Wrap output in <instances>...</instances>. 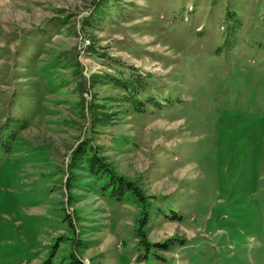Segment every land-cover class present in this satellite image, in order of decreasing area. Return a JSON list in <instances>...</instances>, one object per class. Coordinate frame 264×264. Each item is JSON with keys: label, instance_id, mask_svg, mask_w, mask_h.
<instances>
[{"label": "rangeland", "instance_id": "rangeland-1", "mask_svg": "<svg viewBox=\"0 0 264 264\" xmlns=\"http://www.w3.org/2000/svg\"><path fill=\"white\" fill-rule=\"evenodd\" d=\"M0 130V264H264V0H0Z\"/></svg>", "mask_w": 264, "mask_h": 264}, {"label": "trees", "instance_id": "trees-1", "mask_svg": "<svg viewBox=\"0 0 264 264\" xmlns=\"http://www.w3.org/2000/svg\"><path fill=\"white\" fill-rule=\"evenodd\" d=\"M235 19H236V17L233 18L234 24L231 25L232 26V27H230L231 30L234 29L233 26H237V24H238L237 21H235ZM237 33H238V31L232 32V36L236 35ZM260 42H262V41L261 40H259V41L254 40V42H250L251 45L249 47L258 51V48L261 47V45L263 44ZM231 47H232V45L228 46L227 48L229 49ZM235 48H236V46L232 50H234ZM219 49H217L216 51H218ZM247 56H249V53L247 54ZM251 56L257 57V55L252 54V53H251ZM257 60L259 61L258 58H257ZM261 64L262 63H260V61H259L258 66H260ZM140 80L141 79H138V78L137 79L136 78H133V79L127 78V79H123L120 83L123 84V86L126 90H129V92L134 94L137 90H139V86H141L140 84H141L142 80L141 81ZM168 100H170V99H168ZM135 102L138 105V108H139V106L142 105V102H138V100H136ZM158 102H159V104H160V102L162 104H166V99H164V101H158ZM140 109L142 110V107H140ZM2 130H0V140H2V143H0V145H1V148L4 150V147H5V149L7 147L6 146L7 142L8 143L10 142V139H8L10 137V135H8V133L5 135ZM4 131H6V129ZM82 152H83V149H81L79 153H82ZM87 153H89V154L87 156L86 163L88 164L89 170L95 176H98L100 178H104V179H102V181H103L102 190L105 193L108 192L109 196L112 198H115L116 200H122L125 195L131 194L141 204L142 216L140 217L141 222H140V226L137 229V234H138V236H140L139 237L140 243L145 246L146 250H149L150 246H153V244H151L149 241H147L145 232L143 230V226H145V224L148 222V218H149L148 217V213H149L148 209H149L150 203H147V197L143 194L140 187H138L133 181H130V180L124 178L123 176L117 175L113 171V169L108 165V163L105 161V159L102 156H100L95 149L91 148L90 150H87ZM143 214H144V216H143ZM166 215L171 216L169 211L166 213ZM79 244H80V242H78L74 239L72 246L74 247L75 245H79ZM156 246H160L162 248V247L167 246V245L157 244ZM69 256L73 259V262L75 264H82L81 261L74 255L73 252H71ZM143 256L146 257V255H143ZM49 261L50 260H48L46 262V264H52Z\"/></svg>", "mask_w": 264, "mask_h": 264}, {"label": "bare ground", "instance_id": "bare-ground-1", "mask_svg": "<svg viewBox=\"0 0 264 264\" xmlns=\"http://www.w3.org/2000/svg\"><path fill=\"white\" fill-rule=\"evenodd\" d=\"M231 134V133H230Z\"/></svg>", "mask_w": 264, "mask_h": 264}]
</instances>
